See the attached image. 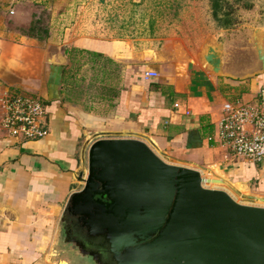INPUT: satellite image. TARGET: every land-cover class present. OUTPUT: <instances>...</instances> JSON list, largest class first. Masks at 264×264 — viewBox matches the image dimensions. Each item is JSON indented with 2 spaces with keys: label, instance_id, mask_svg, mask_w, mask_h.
I'll list each match as a JSON object with an SVG mask.
<instances>
[{
  "label": "crops",
  "instance_id": "crops-1",
  "mask_svg": "<svg viewBox=\"0 0 264 264\" xmlns=\"http://www.w3.org/2000/svg\"><path fill=\"white\" fill-rule=\"evenodd\" d=\"M45 1L0 0V106L12 95L36 96L49 129L38 141L12 137L0 107V264H74L71 248L62 245L64 215L84 186L88 150L98 139L142 140L167 163L222 180L216 189L239 203L264 207V159L234 158L218 137L224 106L254 104L264 88V71L251 75L259 66L256 51L246 62L233 41L222 42L223 74L215 75L200 65V52L138 51L122 41L75 36L64 16L44 26L45 41L9 25L26 29L39 20L32 7L48 9ZM155 53L166 61L147 63ZM75 57L88 70L84 78L108 66L100 76L110 83H99V96L70 94L79 95L70 81ZM152 72L158 77L148 78Z\"/></svg>",
  "mask_w": 264,
  "mask_h": 264
},
{
  "label": "water",
  "instance_id": "water-1",
  "mask_svg": "<svg viewBox=\"0 0 264 264\" xmlns=\"http://www.w3.org/2000/svg\"><path fill=\"white\" fill-rule=\"evenodd\" d=\"M104 4L106 0H98ZM253 45L264 71V31ZM224 46L210 40L199 63L223 74ZM155 53L147 63H164ZM88 173L64 219L73 217L93 264H264V207L239 203L222 180L164 161L144 141L98 139L88 150ZM64 245L67 247L72 244ZM88 255V256H87Z\"/></svg>",
  "mask_w": 264,
  "mask_h": 264
},
{
  "label": "rangeland",
  "instance_id": "rangeland-1",
  "mask_svg": "<svg viewBox=\"0 0 264 264\" xmlns=\"http://www.w3.org/2000/svg\"><path fill=\"white\" fill-rule=\"evenodd\" d=\"M45 2L48 9L44 8L45 6L32 7V5L26 8L27 12H30L29 9L32 7L42 27H50L54 17L58 20L64 16L65 25L71 28L75 36L87 35L107 42L122 41L138 51L160 50L167 46L174 52H178L179 56L182 55L180 51L195 56L210 40L221 44L229 40L234 42V44L230 42L231 46L234 45L241 50L240 59L252 62L255 51L252 43L254 31L258 29L264 31V0H244L243 4L234 5L235 24L227 30L220 28L214 21L211 0H106L104 4L98 0H47ZM245 2L252 7L245 8ZM73 3L78 6L75 9L71 8L70 11L68 5ZM9 25L22 32L27 31L12 22H9ZM80 64L75 57L73 66L76 68L70 76V81L77 83L75 89L79 95L73 92L70 94L99 96V90H101L97 87L99 83H110L108 78L102 81L103 75L100 76L103 72L106 76L108 66L103 65L100 70L91 69L87 78H84L85 71L88 70ZM119 70L123 69L120 67ZM72 87L73 84H70L68 89ZM217 186L219 185L209 187L220 188ZM64 242L61 241L62 245ZM73 255L76 256L71 257L74 264L77 259L80 260V264H93L89 260L77 257L75 253Z\"/></svg>",
  "mask_w": 264,
  "mask_h": 264
},
{
  "label": "built area",
  "instance_id": "built-area-1",
  "mask_svg": "<svg viewBox=\"0 0 264 264\" xmlns=\"http://www.w3.org/2000/svg\"><path fill=\"white\" fill-rule=\"evenodd\" d=\"M157 78V73H148ZM3 128L12 136L38 141L49 135L46 110L39 98L21 94L1 101ZM220 144L234 158L251 163L264 159V88L254 104L227 103L218 125Z\"/></svg>",
  "mask_w": 264,
  "mask_h": 264
},
{
  "label": "trees",
  "instance_id": "trees-1",
  "mask_svg": "<svg viewBox=\"0 0 264 264\" xmlns=\"http://www.w3.org/2000/svg\"><path fill=\"white\" fill-rule=\"evenodd\" d=\"M243 2L244 0H211L213 19L220 28L227 30L234 26V5H241ZM244 7L249 9L252 5L245 2ZM26 30L29 36L34 37L39 41H45L49 38L48 30L42 27L40 21L32 20L28 27H26Z\"/></svg>",
  "mask_w": 264,
  "mask_h": 264
},
{
  "label": "flooded vegetation",
  "instance_id": "flooded-vegetation-1",
  "mask_svg": "<svg viewBox=\"0 0 264 264\" xmlns=\"http://www.w3.org/2000/svg\"><path fill=\"white\" fill-rule=\"evenodd\" d=\"M73 221V217L70 215H67L65 218V222H64V226L67 225H71L73 226L75 223H72ZM64 236V241L66 244H72L73 246H70L71 251L75 254H79L81 255V252L84 251V253L87 254V250L85 249L86 244H84V241H86L84 238H81V232H80V228L74 227L71 230L68 231H64L63 233ZM79 255L77 257H79ZM88 256V255H87Z\"/></svg>",
  "mask_w": 264,
  "mask_h": 264
}]
</instances>
